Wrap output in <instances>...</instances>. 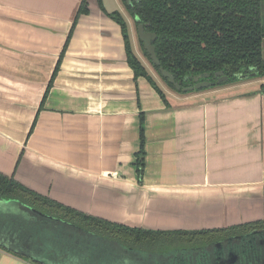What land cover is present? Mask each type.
<instances>
[{"label":"crops","instance_id":"0c3cea01","mask_svg":"<svg viewBox=\"0 0 264 264\" xmlns=\"http://www.w3.org/2000/svg\"><path fill=\"white\" fill-rule=\"evenodd\" d=\"M81 2L0 0V173L129 226L263 220L264 79L183 95L163 89V99L135 77L121 26L88 0L50 85ZM130 35L139 55L131 26ZM0 264L30 262L0 247Z\"/></svg>","mask_w":264,"mask_h":264},{"label":"trees","instance_id":"16d2710c","mask_svg":"<svg viewBox=\"0 0 264 264\" xmlns=\"http://www.w3.org/2000/svg\"><path fill=\"white\" fill-rule=\"evenodd\" d=\"M98 3L101 9L121 26L127 60L135 77L147 78L165 99L163 89L133 49L129 26L125 18L117 10L107 11L102 0H98ZM127 9L132 18L138 17L142 23L146 24L147 30L157 34L153 44L160 64L155 67L159 69L162 66L169 70L175 75L176 80L183 82V77L187 74L224 69L231 76V80L240 81L235 73L249 68H253L257 73L254 78H264L262 54L264 27L260 16L261 0H134L132 4L127 5ZM88 12V0H82L50 85L60 68L79 16ZM144 52L149 56L145 50ZM46 96L47 92L41 107ZM35 123L36 119L31 131ZM140 134L141 144L136 154V164L142 176L145 156L143 116H141ZM0 196L19 199L47 214L70 221L100 236L150 252H167L175 248L204 246L222 238L264 229V219L239 226L199 230H159L129 226L60 203L2 173H0ZM20 257L28 260L30 264H41L26 257Z\"/></svg>","mask_w":264,"mask_h":264},{"label":"water","instance_id":"95a60500","mask_svg":"<svg viewBox=\"0 0 264 264\" xmlns=\"http://www.w3.org/2000/svg\"><path fill=\"white\" fill-rule=\"evenodd\" d=\"M136 21L140 19L136 17ZM137 35L158 63L152 44L156 34L145 31L140 23ZM161 72L181 88L171 73ZM210 84L198 83L183 90ZM0 247L41 264H264V229L204 246L150 252L100 236L19 199L0 196Z\"/></svg>","mask_w":264,"mask_h":264},{"label":"flooded vegetation","instance_id":"af4514ba","mask_svg":"<svg viewBox=\"0 0 264 264\" xmlns=\"http://www.w3.org/2000/svg\"><path fill=\"white\" fill-rule=\"evenodd\" d=\"M124 5H125V12L126 14L132 19V21L134 22V25L136 24V27L138 29V25L140 23H142L141 21H136V19L132 18L128 12V9H127V5H130L132 4V2L134 0H122ZM136 1V0H135ZM263 4H264V0H261V22H262V25L264 27V21H263ZM117 11H119L118 9H116ZM115 11V10H114ZM123 11V10H122ZM122 16L125 18V20L127 21L128 23V26H129V29H130V26H131V29H132V23H131V20H129L127 18V16H125V14H123V12L119 11ZM124 12V13H125ZM145 27V31L147 32H153V31H149L147 30V26L146 24L142 23ZM155 33V32H153ZM156 34V33H155ZM131 36V35H130ZM156 38H157V34H156ZM156 40V39H155ZM153 40L152 41V44L153 42L155 41ZM138 41L141 45V49H142V52H143V56L145 57V59L148 61L149 65L151 66V68H153L157 74L161 77V79L173 90L179 92V93H182L183 94H188V92H193V91H197V92H203V91H207V90H211V89H215V88H218V87H221V86H226V85H232V84H235L236 82H243V81H248V80H253V79H264V78H254L257 76V73L253 70V68H249V69H244V71L242 72H238V73H235V76L237 78H239L240 81L238 80H231V76L226 73V71L224 69H220V70H216L214 72H200V73H197V74H187L183 77V82L182 80H176V77L173 73H171L169 70L163 68L162 66L159 67V69H157L155 67V65H159L160 64V60L158 63H155L153 61V59L151 58L150 54L148 53V51L145 49L144 47V43L138 38ZM263 41H264V37H263V40H262V46H263ZM143 45H142V44ZM154 45V44H153ZM155 47V46H154ZM144 50L148 53L149 56H147L144 52ZM155 52H156V49H155ZM262 54H263V51H262ZM157 56V55H156ZM138 57L141 59V61L144 63V65L146 66L147 70L149 71V65H147V63H145V60L144 58L141 57V54L138 55ZM161 69H164L166 70L167 72L171 73L174 78H175V82L178 83L181 88L178 89L169 79V77L167 76H164L161 72ZM150 73V71H149ZM219 73V74H217ZM152 75V77L155 79V74H153L152 72L150 73ZM203 75H206V76H203ZM226 77V78H225ZM225 78V79H224ZM156 81V80H155ZM204 82H211L212 84L210 85H206V86H202L200 88H193L192 90H186L184 91L183 88H186V87H194L196 84L198 83H204ZM159 84V83H158ZM162 89L166 90L167 88H164L162 87ZM163 90V91H164Z\"/></svg>","mask_w":264,"mask_h":264},{"label":"rangeland","instance_id":"374dc122","mask_svg":"<svg viewBox=\"0 0 264 264\" xmlns=\"http://www.w3.org/2000/svg\"><path fill=\"white\" fill-rule=\"evenodd\" d=\"M115 1H116V4H115ZM105 8H107V10L109 11H114L116 9H118L119 11L123 12V14H125V16H127V18L129 20H131V23H132V34H133V39H134V42L137 46V53L138 54H141V57L144 58L145 60V63H147V65H149L148 61L145 59V57L143 56V52H142V49H141V45L138 41V35H137V27H136V24L134 25V22L132 21V19L126 14V10H125V5L123 3L122 0H102ZM123 10V11H122ZM125 12V13H124ZM129 33H130V29H129ZM132 46H133V41H132ZM149 71L150 73L152 72L153 74H155V80L157 82H159V85H161L162 87L164 88H167L166 90L171 92V93H174V94H178V95H182V93H179L173 89H171L162 79L161 77L157 74V72L151 68V66L149 65ZM238 83V82H236ZM262 88H264V86H262ZM193 92H197V91H193ZM188 93H192V92H188Z\"/></svg>","mask_w":264,"mask_h":264}]
</instances>
